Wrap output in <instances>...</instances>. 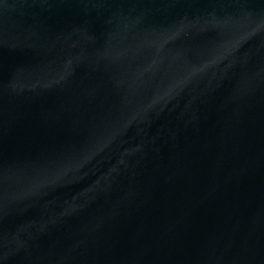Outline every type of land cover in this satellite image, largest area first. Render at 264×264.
Instances as JSON below:
<instances>
[{
	"label": "water",
	"instance_id": "1",
	"mask_svg": "<svg viewBox=\"0 0 264 264\" xmlns=\"http://www.w3.org/2000/svg\"><path fill=\"white\" fill-rule=\"evenodd\" d=\"M0 264H264V0H0Z\"/></svg>",
	"mask_w": 264,
	"mask_h": 264
}]
</instances>
